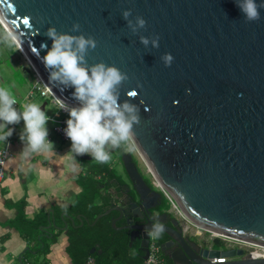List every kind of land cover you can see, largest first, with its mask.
I'll list each match as a JSON object with an SVG mask.
<instances>
[{
  "label": "water",
  "instance_id": "1",
  "mask_svg": "<svg viewBox=\"0 0 264 264\" xmlns=\"http://www.w3.org/2000/svg\"><path fill=\"white\" fill-rule=\"evenodd\" d=\"M126 8L133 9L132 18L146 19L147 30L131 32L121 14ZM260 12V21L246 23L235 0H0V13L13 33L0 17L3 28L53 90L73 105L78 104L74 88L49 81L43 57L52 41L44 33L50 25L70 32L78 21L85 35L96 38L88 63L103 60L129 74L120 100L140 106L133 140L150 174L191 220L224 242L215 248L186 235L175 214L161 207L162 190L145 181L127 150L121 155L125 192L87 223L117 211L112 226L129 233L130 247L139 240L143 259L152 239L146 228L159 216L165 231L156 240L173 264H264L263 257L229 243L264 245V9ZM155 33L159 48H145L139 35ZM165 52L174 56L170 67L160 60ZM128 91L137 95L128 97ZM49 219L47 229L68 227ZM78 219L83 226L86 218Z\"/></svg>",
  "mask_w": 264,
  "mask_h": 264
},
{
  "label": "crops",
  "instance_id": "2",
  "mask_svg": "<svg viewBox=\"0 0 264 264\" xmlns=\"http://www.w3.org/2000/svg\"><path fill=\"white\" fill-rule=\"evenodd\" d=\"M0 27L6 39L4 50L0 51V82L9 84L10 87L7 84L4 86L10 88L15 97L19 98L18 109L25 103H37L46 111L50 100L39 94L35 96L37 93L31 94L33 83L29 86L26 78L23 82L18 80L17 71L23 72L26 76L32 74L33 77L35 72L1 23ZM16 51L21 59H15ZM8 52L14 58V63L11 65L2 63L7 58ZM21 94H24V98ZM35 97L41 99L37 101ZM58 114L59 109L48 116ZM50 123L53 125V122ZM48 126L46 125L54 144L52 153L37 152L26 156L23 154L25 145L20 140L24 128L23 120L16 125L17 134L11 142L7 140L0 143V149L8 144L12 152V156L7 161L5 178L0 185V264H89L87 260L90 256H87L85 246L82 244L77 248L72 246L75 237L71 229L75 226L82 227L78 215L86 218L84 221L86 225L87 220L90 221L88 215L93 213V210L85 206L92 195L93 176L89 170L91 163L80 160L88 154L75 157L74 154L69 153L71 144L60 140L55 132L50 134ZM110 152L114 154V149ZM112 159L114 160V156ZM75 166H78L77 171H73ZM112 166L115 167L117 164L114 163ZM121 177V184L126 183L124 176ZM96 179L106 182L104 175H98ZM111 182L114 184L111 188L105 184L101 186V197L97 199L99 205L107 200L116 203L117 195L122 196L121 192H116L119 183ZM49 215L54 217L57 226L65 227L67 223L68 227L62 229L51 226L47 229L46 227L51 223ZM117 215L118 212L115 216ZM48 231L53 233L52 237L47 235ZM185 234L191 237H205L204 232L195 234L194 230ZM214 240L219 239L214 237ZM94 247L97 251L96 255L91 256L92 264H105L106 262L97 257L101 254L99 251L102 248ZM139 249L140 242H136L130 253L135 255ZM166 259L168 264H173L167 257ZM111 264L121 263L114 260Z\"/></svg>",
  "mask_w": 264,
  "mask_h": 264
},
{
  "label": "clouds",
  "instance_id": "3",
  "mask_svg": "<svg viewBox=\"0 0 264 264\" xmlns=\"http://www.w3.org/2000/svg\"><path fill=\"white\" fill-rule=\"evenodd\" d=\"M246 23L261 20L264 0H235ZM133 9L122 10L126 26L133 34L141 29L147 30V21L141 15L132 18ZM78 33V34H71ZM45 36L51 39L46 49L43 63L49 70V81L58 88H74L72 97L78 102L70 105L64 100L59 109L68 113L65 135L71 141L69 153L74 156L88 154L98 163L105 164L111 159V149L126 145L134 136V126L141 122L140 106L125 99L121 102V88L129 81V74L115 64L103 60L89 64L87 56L95 50L98 41L91 35H85L78 21L71 25L70 32H60L50 25ZM140 43L148 48H159L160 35H139ZM46 47V46H45ZM165 67H170L174 56L165 52L160 56ZM143 85L138 81L137 87ZM135 91H128V97H135ZM143 103V101H141ZM18 100L10 88L0 86V143L6 142L14 129L8 125L24 122L20 140L24 142L23 154L52 153L54 144L48 139L46 127L50 117L37 103H25L16 107ZM78 166L73 168L77 171ZM165 231L160 217H153L151 227L146 228L147 236L159 239ZM226 260V259H225Z\"/></svg>",
  "mask_w": 264,
  "mask_h": 264
},
{
  "label": "trees",
  "instance_id": "4",
  "mask_svg": "<svg viewBox=\"0 0 264 264\" xmlns=\"http://www.w3.org/2000/svg\"><path fill=\"white\" fill-rule=\"evenodd\" d=\"M127 150L128 145L126 144L114 149V153L117 152L119 156H121ZM134 160L136 161L135 158ZM88 163H91L89 165V170L91 171V176H93L92 195L91 198L87 200L85 206L90 208L91 211L93 210V213L88 215L90 221L93 222L99 214L106 211L112 205L111 200H107L100 205L97 203V199L101 197V186L105 184L108 188H111L114 186L111 181L117 184L119 183L120 185L122 177L110 162L101 164L93 160ZM98 175H104L106 182L103 183L97 180L96 176ZM116 214L117 211H113L101 217L94 225L88 223L82 227H73L71 232L75 237V241L72 243V246L77 248L81 244L84 245L88 257L96 255V253H91V249L94 246H99L102 248L103 252L98 254L97 257L106 262L105 264L114 263V260H118L121 264H142L144 259L140 255L142 253L141 249H139L135 255L130 253L132 247H130L129 233L126 230H116L112 226V219ZM157 242L160 244V241Z\"/></svg>",
  "mask_w": 264,
  "mask_h": 264
},
{
  "label": "built area",
  "instance_id": "5",
  "mask_svg": "<svg viewBox=\"0 0 264 264\" xmlns=\"http://www.w3.org/2000/svg\"><path fill=\"white\" fill-rule=\"evenodd\" d=\"M21 51H22L24 57L26 58L28 64L31 66V68L35 72L36 82L34 84L32 91H31V94H34L35 91H39V95H41L42 97L51 99V101L53 103H55V105L59 108V104L64 99L61 98L53 90V88L50 86V84L46 80L43 73H42V75H43L44 79L42 78V76L39 74L40 72L35 68V65L29 60V58L23 52L22 49H21ZM16 98L18 100V104L16 105V107H18L20 100L18 97H16ZM64 101L70 105H73V104L67 102L66 100H64ZM59 114L56 116L55 115L49 116L50 117L49 120L54 123L53 130L55 131V133L62 140L69 141L70 139L65 135V132H64V129L67 126L66 120L69 118L68 113L62 109H59ZM9 127L14 129L13 134L8 138V142H11V139L13 137H15L17 134V128H16V124L10 125ZM48 139L51 141V137L49 135H48ZM127 145H128V150H130L132 152L138 151L137 146H136L133 138L131 141H129L127 143ZM11 156H12V152H11L8 144L0 149V185L2 184V182L5 178L6 170H7V161ZM152 179H153V183L155 184V186L162 190L165 197L171 203V211L180 220L181 225H182L185 233H189L190 230H194L195 234H197L198 232L202 233L204 231H207L204 227H202L201 225H199L198 223H196L190 219V217L186 214V212L184 211V209L182 208V206L180 205L178 200L174 197V195L171 192H169L164 186H162V184L159 182V180L157 178H154L152 176ZM218 236L219 235H216V234L214 235L215 238H218ZM229 240H233V239H229ZM233 241L239 242V243L243 244V246L246 245L245 247L247 248L248 252L250 254H252V256H254V254H256L255 256H259V257L264 258V245H260V244H257L255 242H252V241H241V240H233ZM248 245L258 247V248H260V250L259 251L251 250L250 248H248ZM219 260H225V258H222ZM87 261L89 264H92L93 258L90 256ZM142 264H168L166 256L164 255V253L162 251L161 245L157 242L156 239H151V241L149 243L148 257L143 260Z\"/></svg>",
  "mask_w": 264,
  "mask_h": 264
},
{
  "label": "rangeland",
  "instance_id": "6",
  "mask_svg": "<svg viewBox=\"0 0 264 264\" xmlns=\"http://www.w3.org/2000/svg\"><path fill=\"white\" fill-rule=\"evenodd\" d=\"M5 30V29H4ZM6 31V30H5ZM8 34V33H7ZM9 35V34H8ZM5 41H6V39H5V36H4V34H3V31H2V29H1V27H0V51L1 52H3V50H4V48H5ZM10 54L11 53H7V58L2 62V63H4V64H7V65H11L12 63H14V58L13 57H11L10 56ZM26 54V53H25ZM15 55H17L16 57H15V59H21V56L19 55V53H17V51L15 52ZM28 57V56H27ZM29 58V57H28ZM30 60V59H29ZM16 62V61H15ZM16 74H17V78H18V80L20 81V82H23L24 81V79L26 78V80H28V82H29V86H31V84L33 83V85L31 86L32 87V89H33V86H34V84H35V81H36V79H35V77H33L32 76V74H27V76L23 73V72H19V71H17L16 72ZM0 75H1V72H0ZM29 79H28V78ZM5 84H7V83H1L0 82V86H4ZM8 86H9V84H7ZM4 87H6V86H4ZM10 87V86H9ZM8 88V87H7ZM34 93H37V94H35V96H37L38 94H39V91H35ZM21 97L22 98H24V94H21ZM35 99L38 101V100H40L41 98H36L35 97ZM49 99V98H48ZM50 101H49V103H48V105H47V109H46V114L48 115V114H53L55 111H57L59 108L58 107H56L52 102H51V99H49ZM52 122V121H51ZM17 125V124H16ZM46 125H49L48 127H49V129H50V134H51V132H55L54 130H53V127H54V123H53V125H51V123H50V120L47 122V124ZM56 134V133H55ZM57 135V134H56ZM58 136V135H57ZM60 138V137H59ZM60 140H62L61 138H60ZM62 141H64V140H62ZM66 144L68 143V144H71V141L69 140V141H64ZM133 154H134V158L136 159V161H137V164H138V166H139V168L141 169V171H142V173L150 180V181H152L153 182V179H152V175L150 174V172H149V170H148V167H147V165H146V163H145V161L143 160V158H142V156L139 154V152L138 151H133ZM114 156V160L112 159V157ZM80 160L82 161V162H89V161H93L92 159L91 160H89V161H86V159H84V158H80ZM109 162L110 163H112V164H114V163H116L117 164V166H115V169H116V171L121 175V172H122V175L121 176H123V175H125V172H123L124 171V168H123V163H122V161H121V156H119V154L116 152V153H114V154H111V159L109 160ZM119 167H121L122 169H119ZM124 178L125 179H127V176H124ZM165 205H164V209L165 210H167V209H170L171 208V203L169 202V200L165 197ZM204 233H205V237H204V239H206L207 241H208V243L207 244H209V245H211V246H214L215 248H220V247H222L223 245H224V242H222L221 240H223L222 239V237H220V236H218V238H219V240H211V239H214V235L211 233V232H207V231H204ZM211 238V239H210ZM230 241V240H229ZM231 242H233V243H236V244H240V245H243V244H241V243H239V242H234L233 240H231ZM244 246H246V245H244ZM248 248H250L251 250H254V251H259L260 250V248H258V247H255V246H251V245H248Z\"/></svg>",
  "mask_w": 264,
  "mask_h": 264
},
{
  "label": "flooded vegetation",
  "instance_id": "7",
  "mask_svg": "<svg viewBox=\"0 0 264 264\" xmlns=\"http://www.w3.org/2000/svg\"><path fill=\"white\" fill-rule=\"evenodd\" d=\"M137 163V162H136ZM139 170H140V172H141V174H142V176H143V178L145 179V181L153 188V189H156L157 190V187L155 186V184L152 182V181H150L143 173H142V171H141V169L139 168ZM124 172V171H123ZM123 176H126V174L125 175H123ZM126 180V179H125ZM127 182H128V180H126ZM116 192L118 193V192H125V188L123 187L122 189H121V186H119V188H118V190H116ZM159 202H162V208H164V205H165V195L162 193L161 194V197L159 198ZM180 221V220H179ZM124 221L122 220V221H119L118 223H119V226L120 225H122V223H123ZM219 239V238H218ZM136 242H139V240H137ZM135 242V243H136ZM235 242V241H234ZM229 243H231L232 245H238V246H241V247H243V248H245L246 250H247V248L245 247V246H243V245H240V244H236V243H233V242H231V240L229 241ZM141 254L140 255H142V254H144V252L141 250Z\"/></svg>",
  "mask_w": 264,
  "mask_h": 264
},
{
  "label": "bare ground",
  "instance_id": "8",
  "mask_svg": "<svg viewBox=\"0 0 264 264\" xmlns=\"http://www.w3.org/2000/svg\"><path fill=\"white\" fill-rule=\"evenodd\" d=\"M0 17H1V19L3 20V22L5 23V25L8 27V29L11 31V33H13L12 32V30L9 28V26L7 25V23L5 22V20L3 19V17H2V15H1V13H0ZM14 35V34H13ZM16 38V37H15ZM17 39V38H16ZM25 51V50H24ZM25 53H26V55L28 56V53L25 51ZM32 61V63L34 64V62H33V60H31ZM35 68L40 72L39 74L42 76V78L44 79V77H43V75H42V71H40L39 70V68L35 65ZM148 164H149V166H150V169H152V166H151V164L148 162ZM210 229H212V230H214V231H216V232H220L219 230H216V229H214V228H211L210 227Z\"/></svg>",
  "mask_w": 264,
  "mask_h": 264
}]
</instances>
